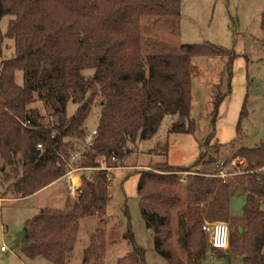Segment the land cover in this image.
Segmentation results:
<instances>
[{"label": "trees", "instance_id": "trees-1", "mask_svg": "<svg viewBox=\"0 0 264 264\" xmlns=\"http://www.w3.org/2000/svg\"><path fill=\"white\" fill-rule=\"evenodd\" d=\"M180 6L181 0H0V21L8 17L5 31L0 28V46L6 38L13 44V55L0 63L2 196L27 197L63 177L62 157L78 150L89 130L96 133L76 161L81 167L99 165L100 158L109 167L124 160L135 143L157 132L165 115L177 117L170 132L194 131L191 78L197 67L191 58L226 50L211 43L182 44L178 53L142 55V17H162L173 25ZM261 30L264 37V9ZM232 59L229 54V63ZM17 71L21 84L15 80ZM224 96L214 94V113ZM35 99L43 113L31 105ZM69 102L77 104L71 115L66 112ZM93 113L95 126L88 129ZM223 147L225 151L215 152L225 157L223 164L245 161L239 169L229 166L224 177L214 168L217 158L206 159L205 152L190 167L164 162L139 172L141 217L153 233L154 249L170 264H201L208 249L204 221L227 223L225 251L239 255L244 264H264V146ZM166 152L165 144L163 156ZM177 172L189 173L184 198ZM107 177L105 169L91 181L82 175L75 198L27 219L22 253L67 264L80 220L106 212ZM236 192L245 195L240 217L230 214ZM172 236L183 258L170 246ZM121 237L129 247L126 264H144V250L135 244L129 225ZM105 249V231L96 228L83 249L82 264H104Z\"/></svg>", "mask_w": 264, "mask_h": 264}, {"label": "rangeland", "instance_id": "rangeland-1", "mask_svg": "<svg viewBox=\"0 0 264 264\" xmlns=\"http://www.w3.org/2000/svg\"><path fill=\"white\" fill-rule=\"evenodd\" d=\"M263 9L264 0H181L180 12L173 25L162 17H142L143 56L150 53H178L182 44L201 43L220 46L226 53L191 58L197 67V72L191 78L192 133L170 132V126L177 117L165 115L151 138L138 141L124 160L111 164L107 171L110 200L106 212L80 220L74 249L66 258L67 264H82L83 249L90 235L99 227L105 231L104 264H126L129 247L121 234L128 225L135 244L144 250V264H170L154 249L153 233L146 228L141 217L137 194L139 172L154 170V165L164 162L172 166L190 167L204 152L206 159L215 157L224 162L225 157L215 153L217 149L225 151L224 145L247 148L264 146ZM7 19L4 16L0 21L2 32L6 29ZM12 45V40H3L0 63L13 55ZM229 54L233 56L231 63ZM85 74L89 76L91 71H85ZM15 80L21 84L20 71L15 73ZM216 91L225 93V96L214 113ZM31 105L44 112L40 100L35 99ZM76 106L69 102L67 114L71 115ZM95 122L96 115L93 113L87 120V128H94ZM165 144L167 152L163 156L162 147ZM244 165V160L241 159L240 163L238 159H232L230 164L223 165L221 172L224 173L229 166L236 169ZM88 171L91 174H85L92 178L96 171ZM216 172L219 174L218 170ZM188 174H176L177 189L182 198ZM1 192L3 188L0 186V264H50L41 257L27 258L21 251L17 233L24 228L25 221L40 209L64 206L65 199L70 198L66 193L64 178L56 179L27 197L10 198L8 194L2 196ZM244 203L245 195L234 193L230 200V214L240 217ZM261 210L264 212V199ZM171 225H175V215L172 216ZM174 240L172 236L170 246L178 257L183 258ZM1 246H4V251ZM201 264L244 263L239 255L213 251L208 247Z\"/></svg>", "mask_w": 264, "mask_h": 264}, {"label": "built area", "instance_id": "built-area-1", "mask_svg": "<svg viewBox=\"0 0 264 264\" xmlns=\"http://www.w3.org/2000/svg\"><path fill=\"white\" fill-rule=\"evenodd\" d=\"M28 122H25L24 125H27ZM95 129L89 130L84 138L82 145L78 148V150L71 152L67 158L62 157V161L64 163L65 174L63 176L66 186V193L70 198H75L77 194V188L81 183L82 175L85 176L87 180H92L91 175H86L85 173L91 174L90 171H98L101 169H105L109 171L111 167L107 166L103 159H99V165L94 167H81L76 165V161L80 158V155L83 153L86 147H88L95 135ZM37 149L42 150L41 144H37ZM112 160H116L112 158ZM241 163V161H239ZM231 163V162H230ZM60 165V162L57 163ZM223 161H218L215 164V168L218 170L221 177L224 176V173L221 172L223 167ZM235 167V166H234ZM239 167V166H238ZM240 168V167H239ZM236 167V169H239ZM75 178L77 179L75 181ZM109 179V177H108ZM203 232L207 237L208 247L213 251H223L228 247V235L229 229L228 225L224 221H204L202 226ZM1 250L4 251V246H1Z\"/></svg>", "mask_w": 264, "mask_h": 264}, {"label": "water", "instance_id": "water-1", "mask_svg": "<svg viewBox=\"0 0 264 264\" xmlns=\"http://www.w3.org/2000/svg\"><path fill=\"white\" fill-rule=\"evenodd\" d=\"M239 231H241V228H239ZM26 230L23 228L20 232L17 233V237L19 241H22L24 239Z\"/></svg>", "mask_w": 264, "mask_h": 264}, {"label": "crops", "instance_id": "crops-1", "mask_svg": "<svg viewBox=\"0 0 264 264\" xmlns=\"http://www.w3.org/2000/svg\"><path fill=\"white\" fill-rule=\"evenodd\" d=\"M263 246H264V244H263ZM263 246H262V252H263ZM223 251H225V250H223ZM223 251H218V252H223Z\"/></svg>", "mask_w": 264, "mask_h": 264}, {"label": "bare ground", "instance_id": "bare-ground-1", "mask_svg": "<svg viewBox=\"0 0 264 264\" xmlns=\"http://www.w3.org/2000/svg\"><path fill=\"white\" fill-rule=\"evenodd\" d=\"M77 179L75 178V181H76Z\"/></svg>", "mask_w": 264, "mask_h": 264}]
</instances>
